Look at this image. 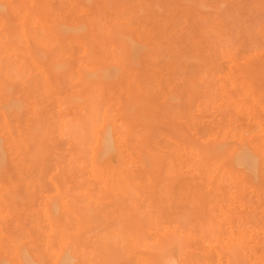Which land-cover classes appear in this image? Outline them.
I'll return each instance as SVG.
<instances>
[{
  "label": "bare ground",
  "instance_id": "1",
  "mask_svg": "<svg viewBox=\"0 0 264 264\" xmlns=\"http://www.w3.org/2000/svg\"><path fill=\"white\" fill-rule=\"evenodd\" d=\"M147 1L148 0H146L145 2L144 0L145 3H147ZM150 1L151 0L148 1L149 4L154 0H152L151 2ZM191 1H189V3ZM206 1L207 0H193V5H191L190 3V5L188 4V6H186L189 7V9L191 6L198 12L201 11L202 13H204L206 4L209 5V2L206 3ZM209 1L212 4H210L211 6L207 7H213L212 9H214V4L216 2L220 6L223 5V8L225 7L226 3L228 4V2H225L224 4L221 3L225 0H217L216 2L215 0L214 2H212L211 0ZM232 1L233 0H231L230 3H232ZM243 1L244 0H241V2H239L241 7L243 6ZM245 1L246 3L254 1L253 4L251 3L250 5H254V3H256V5L258 4L259 7H255L257 8L255 10L257 12L256 15H259L260 17L261 14L259 13L261 12L263 14L262 11H259L260 8H263L264 10L263 0ZM144 2H142L141 0L131 1V5L128 6L129 13L127 15L125 11V8L127 7L124 8L123 5H119L118 8L117 6L113 5L114 3L109 2V0H0V264H133L136 262L132 260L133 258L131 253L133 252L130 249L134 250V248L130 247H132V245L133 247H135V245H137V243L135 244V242H138L139 245V241L143 242L146 239L145 237L142 239L143 234H139V229L144 231V234L147 233L145 232L147 230L153 231V229H155L153 227L155 221L156 225L158 224V226L159 224H163V227L159 226L158 229L156 228L157 230L155 229L156 232L160 230L158 232L162 234L164 232L163 228L167 227L164 228L166 229V232L163 233V235L166 236H168L170 233L174 234L173 224L174 226H176V224H179V219H181V224H186L188 222L187 224H190L191 227L189 226L188 228L190 231L187 230L186 238L185 236L182 237L181 234L182 231L186 233V225L182 226L181 224H179L183 227V229L181 228L182 230L179 229L180 226L178 228L177 226L174 227L176 228V235L179 233V231H181L179 233L181 234L179 235V237L181 236V238H179V241L182 238H191L192 236H189L190 234L188 233H191V235L194 234V236L197 237L199 235L198 239L196 237L198 243L202 239V242H200L199 244H202L205 239L207 243L208 241L210 243V240L212 243L213 240L214 244H217L216 242H218L219 244L220 242L217 241L218 238L220 241L223 240L226 236L227 239H230L231 237L233 238V231L237 233L238 238H236V236L235 238L238 239L239 243L241 242L242 244L246 243V238L258 237V239H262L264 237V119H262V117L258 115L257 112L253 113L251 111H264V86L262 85L264 84V46H260V48L257 47V42L259 41L258 39L255 44L257 50L255 48L253 49L255 51L252 50L253 53H250V57L253 59L251 62L246 59V55H240L241 53L239 52L243 50L242 48H240V46H238L239 52L237 51V48L235 49L238 53H233L230 50L225 52L224 50L223 52L225 53L224 55H222L224 57V62L222 61V69L216 66L210 71L209 74L204 72L203 75H201L200 70H198L192 76H186L187 78L185 79V81H182L183 83H181L182 89L181 91H179L181 92V94H179L178 97L171 98L175 101H178L180 105H177V103H175V105L174 103L168 101L166 102L165 100L167 99L165 98V100L162 101V97H157V91L163 90L165 93H168V91L171 92L174 89L171 90L170 88V90H166V88H164L166 90L165 91L162 87L163 81L161 79L160 82L156 81V83H153L152 75H157V72L154 71V68L150 65L149 62L141 63L139 67H134V60L139 55L141 50L146 49L147 55L151 57V55H154L156 53L157 45L159 44L156 40L157 30H155L153 24L159 23L160 19L158 20V22L154 20L153 23V18H151L152 21L147 18L149 16L153 17L156 14L160 16L159 14L162 13L163 9H159V4L165 2H159L158 6L151 4L149 7H145L147 11L146 9H144ZM234 2H236V0ZM125 3L127 4L129 2ZM182 3L183 5L185 4L183 1H181V4ZM92 4L93 6H91ZM236 5L237 8L234 9V11H238V0ZM93 7L95 9H93ZM165 7L166 6H164V8ZM148 8L150 12L148 11ZM239 9L241 8L239 7ZM242 9L244 8L242 7ZM249 9L251 10V8ZM159 10L161 11L160 13ZM215 10L217 11V8H215L213 11L215 12ZM188 11L190 13V10ZM211 11H209V15ZM213 11L211 12L212 14L214 13ZM145 12H149V16L147 18H142V16L144 17V15L146 14ZM247 12L248 10L246 11V13ZM164 13L165 11L163 12V14ZM207 13L208 12H205L204 14ZM256 15L255 18L257 17L258 19V16ZM221 16H219L218 13L216 15L217 20ZM216 17L213 19V16H210V19L212 18V21H217ZM194 18L196 19V17ZM258 20H260V18ZM215 21L213 22V25L214 23H216ZM220 21H223V19H220ZM260 22L257 21L256 23H258L259 25ZM193 23H191L190 25L194 26ZM217 24H219L218 21ZM173 25L175 24L173 23ZM221 25L222 23H220V25L218 26L219 29L217 30H222L221 28H223V26ZM258 25L256 26L258 27ZM188 26L189 25H187V27ZM197 26L198 25H196L194 28H196ZM83 28L86 29V33L83 32L84 34L79 36L76 32ZM258 28L260 30V32H258L261 33L259 34L260 37L261 35L264 37V22L260 23V26ZM242 30L241 28L239 29V31ZM213 31L215 32V29ZM222 31L220 33H222ZM199 34L200 33H198V35ZM227 34L228 33H226V35ZM159 36H162L163 38L162 34ZM215 38H212L211 41L215 40ZM254 38L257 39L256 36H254ZM223 39L226 40V37H221V39L219 38V42H222L221 40ZM252 40L253 42H255L254 39ZM106 41L111 42L112 45L109 48L102 50L104 44H106ZM261 41L264 45V39ZM253 42L247 46L249 47L251 45L252 47L244 50L245 53L247 50L251 52L250 48H253ZM196 44L203 45L202 43ZM234 47L232 48L230 45L227 49H234ZM240 49L242 50L240 51ZM206 51L204 50V52ZM215 51L216 50H214V52ZM180 52L179 54L176 53L179 55V60H175V62L173 61L175 58H177L175 56L174 59L172 58L173 60L171 59L172 62L169 61L170 59L167 55V58L165 60H169L165 61L163 59L165 58L164 56L162 58L165 64L166 62L167 65H169V62L171 63L170 66L173 74H175L173 71H176L181 65L180 62H186L188 64L187 61L183 60L184 57L180 56ZM211 53L209 54L211 55ZM168 54L170 56V53ZM181 54L183 55V52ZM188 54L186 56V60L191 62V64H197L200 59V55L198 56V58L195 54H191L190 56ZM211 57L214 58L213 54L211 55ZM214 59L216 60L217 58ZM214 59L211 60L213 65ZM205 62L207 63L206 60ZM205 62L201 61V64H204ZM165 64L163 66H165ZM208 64L209 63L206 64V67L209 66L210 68V64ZM213 65L212 67H214ZM158 66L160 67L161 64H159ZM185 66L187 65L185 64L183 67ZM168 67L169 66H167V68ZM185 68L188 69V67ZM187 69H185V71ZM164 71L165 69H163V72ZM168 74L170 75L171 73ZM119 75L131 77V82L127 81L129 82V87L131 86V90L134 89V86L136 87L137 85H139V83L140 86L146 85L148 87L151 86L152 83V86L148 90L151 91V94H155L156 96L149 95V97L148 95H145L147 91H145L146 88H144L145 92L141 89V91L144 92L143 95H145L144 98H142L143 100L139 97V95V98L137 97V95L135 96V98L140 99V101L142 100L143 102H145L144 100H146V102L147 100L148 102L150 101L149 103L147 102V104L152 105L150 107V109L152 110H154L153 108L157 105V103H154L152 100L154 97L158 98V100L160 99L165 104L167 103V105L169 104L172 110H170V112L168 113H171L170 115L172 116L177 115L175 116V118L172 117V120H181L180 122H178V124H184V126L182 127L183 130L185 127V132L190 133L192 139L190 137V139H186L181 128H179L178 130L177 128L173 127V129H168V132L170 133L172 131L174 137H176V132L174 133L173 130H178V132L181 133L180 138H174L170 134L169 136L171 138L173 137L172 139H175L176 141L179 139L178 141H181V144L177 145V147H179H176V149L170 151V153L165 152V150H162V152H160L161 150L158 151L157 149H155L157 147L154 148L150 144L151 141H156L158 144H160L159 142H164V139H160V135L163 134H160L161 131L159 132L160 126L158 127V129L155 124L158 133L155 132L156 134H153L152 137L150 129H155L153 124L150 125L152 128H147L150 124L148 123V121V126H145L146 128L141 126L143 123H145V121H142L143 123L140 124V117L145 116L144 110H150L147 108V105L146 107L142 106L143 108H138L139 105H136L137 108L135 109L134 105L135 103L138 104V100L136 101V99H133L132 97L131 99H128L126 97L128 101L124 103L123 101H126V98L123 99L124 94L128 92L120 93L121 96L119 94V97H117L118 92H115V96L122 99H119L120 102H122V104H120L119 102H117V98H114V93L110 92L112 96H109H111V98L113 97L112 99L105 96L106 92L103 88L104 86L101 87L97 83H92V85L88 83L87 85L84 81V79L86 80L90 78H101L106 80L109 78L111 79L114 77H119ZM133 75L137 77L133 79ZM147 75L151 76L147 78L148 80L146 79ZM182 75L180 78H182ZM38 76L44 77L47 80H53L47 81L50 83H48L50 88H53L55 92L53 94V92L51 91L52 89L49 90L48 88V92L51 91L49 96L53 94L51 97H54L57 91L56 95H58L59 99V97H62L63 91H65L63 88H67V86L69 88L66 90L65 98H63L62 101H60L58 104L59 111L62 112L60 115L63 116L59 118L60 121L58 123V126L54 125L57 123L53 122L55 121L56 117L55 114L52 115V112H54L56 108L54 106L56 104L54 103V101L52 102L50 100L51 103H54V108L52 109V104L49 101L51 106H48V109L51 108L49 109V111L52 110L50 111L51 115L55 117L53 118L51 116L50 121H48L49 117H46V111L43 112V117H46L48 119H44L43 121L45 122L46 120L47 124H51L49 122H53V124H51V128H53V125L54 128H56L57 126L56 130L58 129V133H54L56 137L60 138L61 141H64L65 139V151L62 150L59 152H55L52 150L51 154H44L45 150H47L48 148L46 149L43 146H46V144L48 145V142L47 140H45L47 142L46 143L43 138L39 139L41 137V134L43 133V127L40 126V129H42L41 132V130H39V128L37 127L40 124H37L36 126V122L31 125H22V118L25 117L26 114L25 111L28 110L29 105L30 107L33 105L32 99L34 98L32 97L37 98V92H40L38 94H43V88L40 86L42 82L40 77L37 78ZM140 76H142V79ZM258 76L263 77L262 82H260L261 85L256 81ZM30 77H32V79H34L35 77V79L41 82L37 83L36 80L35 83L37 85H35L32 82L34 80L31 81L34 85V88L35 86L36 88H40L36 92L34 88L32 89L31 85L30 89H32L33 91L35 90V96L34 94L32 96L30 93H33V91L29 89L31 91L29 93L31 98L26 91L29 87H25L26 82H29ZM138 77L140 78V80H138L137 84L136 80ZM65 78H67V80H65ZM68 78L72 79V81L76 78V81L73 82V85L67 84V81L69 80ZM150 78L152 79V82H150ZM60 79L64 80H62L63 84L61 83ZM143 79L145 80L144 82H146L147 80V82L149 81V83L142 84L141 81ZM206 79H208L209 81H207ZM71 82L69 81V84ZM204 82H208V84L205 85ZM132 83L134 84L133 88ZM157 83L159 87L158 89L156 88L157 86H154V84L157 85ZM44 84L41 85L43 86ZM70 86L72 87L70 88ZM43 87H45L44 89L47 88L46 86ZM129 87L127 88V90L129 89ZM160 87L162 88L161 90ZM59 89H61L62 91H60ZM137 89L138 88L136 87L134 89L135 91H132L136 92L137 94ZM150 89L154 90L152 91ZM24 90L26 92H24ZM58 91L60 92L58 93ZM130 94L132 95V92H130L129 95ZM45 96H47V92L46 95H43V97ZM146 96H148L149 98H147ZM39 97L41 98L40 95H38V98ZM106 98L109 99L107 100ZM48 99L49 97L46 100ZM41 100L43 101L42 98ZM76 100L77 103L74 104ZM253 101L254 103H256V105H254L255 107H252L250 105V102ZM44 102L46 101L44 100ZM109 102H112V104ZM151 102H153L155 106L154 104H151ZM41 103L42 102L39 101V106L44 104ZM46 103L48 104V102ZM39 106L38 108L34 107L35 109L32 110L33 117L39 115V113L37 114V112L40 111H38V109H40ZM178 106L180 107V111L178 110ZM163 107L164 106H162L161 108ZM140 108L144 110H140ZM161 108H159V111ZM133 110L134 112L136 110L138 112L133 113ZM30 111L31 110L29 109L28 112ZM114 111H117L118 113H114ZM164 111V115L166 116V111L169 110L164 109ZM141 113L143 115L139 117ZM156 113L157 112H155V114L150 113V118H146V116L145 118L148 120L154 118L155 116L154 121L158 119V121H160L161 123L162 117L158 115L161 118H157ZM203 113H207L206 115H208L209 113L210 120H202L200 118V114ZM29 114H31V112ZM60 115L57 116L59 117ZM117 115L121 120L124 119L125 121L123 120V122H120L118 120L119 118H117ZM37 116L36 120H38L37 118L39 117ZM138 117L140 120L136 121ZM176 122L177 121H174V123L172 124H176ZM158 123L159 122H157V124ZM169 124L172 125L171 123ZM129 125L132 127V131H134V128L137 127L135 128L137 132H134H139V134L141 135L139 136V138L133 134L134 132L131 133V131L128 129L131 128ZM164 125L162 126L165 127ZM47 127L48 129H50V126H46V128ZM35 128L40 131L38 132L37 136L35 135L37 133ZM141 128H143V130ZM161 129L163 130V128ZM146 130L149 133H146ZM25 131H27V133ZM166 131L167 130L165 129V132ZM178 132L177 134H179ZM145 133L146 135H148V137L150 135L151 139L149 138V140H146V138H144ZM26 135H28L29 141L24 138L26 137ZM52 135L49 134V136ZM34 136H36V138H34ZM154 136L157 139L154 138ZM56 137L54 136L53 139L49 137V139L50 141L52 140L55 142V140L57 139ZM164 138H167V136ZM59 143L61 144L60 141ZM55 144L58 145L57 142ZM32 145L33 147H36V151L33 150V147H31ZM57 145L56 147L59 146ZM147 146L148 149L146 150L147 152H145L144 147ZM56 147H53L52 149H56ZM150 147L153 148L150 149ZM42 148H45V150H43L44 153L42 151ZM61 148H63V146ZM61 148H58L56 150H60ZM29 150L36 153L28 157L27 155L30 153ZM154 150L158 151V153H156ZM57 152L62 153L63 155L58 154ZM96 152L102 156H107L109 153L118 152L117 163L114 167L110 168V175L107 174V172L101 171L95 166L93 159ZM35 155H37L38 160H36L37 158L35 157ZM5 163H8L9 165H12L14 167L12 176V173L9 176L8 172H10V170L9 168L6 170ZM162 167L165 169L167 168L166 171H170L166 172V174L164 175L163 173L165 169L163 170ZM171 168L174 173L177 171V175L181 177H179L180 180L178 177L175 179V176L171 175ZM157 169L162 170L159 171V173H162V176L161 173H157V175L159 176L156 175V172L158 171ZM29 173L30 179L28 178ZM146 175H148V178H150V175L156 176L151 177L150 182V180L146 178ZM14 176L17 181H13ZM257 176H261L262 183L258 187H253L251 184V177ZM169 177H172L174 181ZM82 178H84L85 180ZM153 178L159 179L155 181ZM162 180H164L165 182L167 180L169 181L164 183ZM157 181L159 183H162V186H164V184L165 186L166 184L168 186H166V188L162 187L159 185V183H157ZM152 187L158 190H154V188L152 190ZM163 188H165L166 191H168L169 189V195L171 194V202L166 200L167 196L163 192H159L161 189L165 190ZM159 193H161V196ZM153 196H155L156 198H153ZM158 196L160 197L158 198ZM174 198H178L177 201H173ZM55 200H57V203L53 204ZM153 202L157 203H155L154 205ZM166 203L169 204L168 207L170 210L168 209V207H166ZM36 204H38L39 207ZM157 204L159 205V208L158 206H156ZM152 205L154 207H152ZM180 206L182 208H180ZM152 208L154 209L151 212ZM58 209L63 214H66H64L65 218L63 220L54 217ZM155 209H158L161 212ZM177 209L181 211L179 212L177 211ZM139 210H141V212H139ZM107 213H111V218H109V216H105L102 221H104L107 217L108 219H106V221H110L108 222L110 224L106 225L104 223L106 221H104V227H100V225H102L101 218L104 214ZM23 214H26L25 218L22 217ZM152 214L154 215L152 216ZM159 214H162L160 215V219L162 218L161 223L159 222ZM177 214L179 216H177ZM98 216L100 217V224L98 223L99 221L96 222ZM154 216L156 220L154 218L153 223H150L152 222V218ZM62 217L64 216L61 215V218ZM92 217H95L96 220L95 218H93V220ZM172 217L173 219H170ZM22 218L25 220L22 221ZM28 218H32L33 222ZM157 218L159 221L157 220ZM27 219L29 221H27ZM40 219L42 220V222ZM137 219H143L141 220V223L140 221H137L139 222V225L134 222ZM38 220L39 222L37 223ZM169 220L174 223L172 224V222ZM131 221L136 223V226H132L134 225V223L131 225ZM145 221L148 222L147 224H151L150 228L152 227V230L148 229L149 226L147 224V226L145 225L144 227V224H142V222L145 223ZM30 222L35 224V227L33 226V229H30L32 228L30 227V225H32ZM120 222L121 225L119 224ZM197 222L202 224L196 226ZM203 222L205 223V225L207 224L206 227ZM232 223H236V225H232L234 226V229L236 228L235 230H232ZM21 225L24 227V229L22 228L24 232L27 228L29 229H27L28 231L26 230L28 233H24L23 231H21ZM127 225L130 228H128ZM192 225L195 226V228ZM94 227L95 229L100 228L96 230L98 231L97 235H94L93 233L92 235L90 234V231L94 232ZM136 227L138 230V234L136 232ZM168 227H172L173 230L169 228L171 231L169 232ZM143 228H146V230H144ZM184 228H186L185 231ZM123 229L128 232L127 234H130V230L134 231V233L136 232V234L134 235L136 237L137 235H139V237L137 238H140V240L136 239V237L132 234L133 232H131L132 235L130 234V237L125 233V230L123 231ZM205 229L207 234L204 232ZM82 230L84 233L82 232ZM80 231L82 232V234ZM85 232H88L89 234H86ZM167 232L168 235L165 234ZM202 233L204 234V237ZM153 234V232L149 233V236L151 237L153 236ZM146 235H148V233ZM224 235L226 236L223 237ZM126 236H129L131 240ZM175 236H170V238L173 239L175 238ZM220 236H222L223 238ZM134 237L137 241H134ZM164 237L165 236H163L162 238L158 237L157 240H159V242L163 244V239L165 244H157V247L154 246V248H152L151 246V244H153V241L150 243V245L148 244L151 240H155L156 238L152 239L151 237L149 238V240H145L150 248L154 249V251H158L157 253L159 256L155 257V259L157 260L154 261V258L150 260V262L153 264H166V256L169 255L168 253L173 252L171 250L172 242H168V239H170L168 238L169 236L166 237L167 239ZM214 238L217 239L215 240L216 242H214ZM165 239L167 240V243ZM175 239H177V236ZM174 241L175 240L173 239V242ZM224 241L225 240L222 241L223 244ZM229 241L231 242V240ZM256 242L258 243L259 241L257 240L254 242L253 245H255V248H257ZM177 243V249H179V244ZM198 243L196 244L198 245ZM207 243L204 244L207 245ZM237 243L235 244L237 245ZM260 243L262 242H259V245L263 247V245ZM126 244L130 245V247L126 246ZM142 244L144 246V243ZM204 244H202V246L196 245L195 247H200L201 250H203V248L205 250L208 249L209 247L205 246ZM180 245L184 246L182 245V243ZM187 245L188 243H185L184 247H187ZM260 246L257 249H259ZM200 248L196 250L199 251ZM255 248V254L259 251H264V247L263 250H261L262 248H260V250H257ZM247 249L245 248V251L248 252ZM142 250L143 249H141V251ZM151 251L146 249L144 253ZM181 251L182 249L180 250V252ZM142 253L143 252L140 253V251L138 253L139 256H137V258L139 257L141 259H139L140 261L137 262V264L144 260L148 261V258L142 259V257H140V254ZM196 253H198L199 260L196 255H192L189 257H187L188 255H186V259L188 260L183 259L182 262L184 264H188V262L192 264L191 262L197 259L196 262L194 261V264H199L201 262V259H206L207 264L208 260L209 262L211 261L212 264H214L219 260L216 259L217 261H215L214 256L210 255L211 253H213L215 257H217L216 253L212 251V248L211 252L209 250V254L207 253V258L203 256L204 254H202L201 251V255L199 254V252ZM234 254L235 253L233 252V255ZM174 255L176 254H173V256ZM182 255L183 254H181L180 256ZM229 255L230 254H228L227 256L231 258V256ZM238 255H235V257ZM178 256L179 255L175 256L174 258L172 257L173 260L170 257L171 262L175 261L176 257L178 260ZM211 256L213 257L211 258ZM133 257L135 259V256ZM224 259L226 258H224L223 256L222 263L224 262ZM232 259H234V257ZM253 259L256 262L255 264L261 263H259L260 260L257 262L258 259H256V257ZM150 262L148 261V263L146 264H149ZM175 262L174 264H178L177 262ZM219 263L220 262H217V264Z\"/></svg>",
  "mask_w": 264,
  "mask_h": 264
},
{
  "label": "rangeland",
  "instance_id": "2",
  "mask_svg": "<svg viewBox=\"0 0 264 264\" xmlns=\"http://www.w3.org/2000/svg\"><path fill=\"white\" fill-rule=\"evenodd\" d=\"M131 1H133V0H109V2H111V3H114L113 5L114 6H117L118 8H119V5H123V7L125 8V7H127V8H125V11H126V13H127V15H128V13H129V7L128 6H130L131 4ZM142 2H144V0H141ZM149 1V0H148ZM148 1H147V3H145L146 2V0H145V4H144V9H146L147 8V6L149 7L151 4H153V5H157L158 6V3L159 2H161V1H164L165 3H160L159 5V9L160 10H162V13L161 14H159L161 11L159 10V15L161 16H158L157 14L155 15V16H149V8H148V11L149 12H145L146 14L144 15V17L142 16V18H147L148 16V18L147 19H150L151 21H152V19L151 18H153V23H154V20H156L157 22H158V20L160 21L159 23H161V24H159V23H157V24H153V26H154V28H155V30H157L156 31V40H157V43H159L158 45H157V51H156V53L154 54V55H151V57L149 56V55H147V50L146 49H143V50H141L140 51V53H139V55L136 57V59L134 60V67H139V65L141 64V63H146V62H149L150 63V65L154 68V71H156L157 72V75H152V77H153V83H156V81H158V82H160L161 80L163 81V84H162V82H161V84H162V87H163V89L164 88H166V90L167 89H169L170 90V88H171V90L172 89H174V90H172L171 92H169L168 91V93L166 92H164L163 90H161L162 88L160 87V90L161 91H157V97H159V98H161L162 97V101H164L165 99H167V100H165L166 102L168 101V102H172V103H177V105H180L179 103H178V101H175L174 99H171V98H175V97H178V95L179 94H181V92H179V91H181V86H182V84L181 83H183L184 81H185V79L187 78L186 76H189V75H193L194 73H196L198 70H200V73H201V75H203V73L205 72V73H207V74H209L210 73V71L213 69V68H215L216 66L218 67V68H221L222 69V66H223V60H224V57L222 56V55H224V53L226 52V51H232L233 53H238L239 51V47L238 46H240V48H242V49H240V51L242 50L243 52H244V50H246V49H249V47H252L251 45L249 46V47H247L250 43H252L253 42V40L252 39H256V38H254V36H256L257 37V39L255 40V42H253V48L251 49L250 48V51L251 52H249L248 50V52L246 51V53H248V54H246L245 52L243 53L242 51L241 52H239V53H241L240 55L242 56V54L243 55H246L245 57H246V59L249 61V62H251L253 59L250 57V53L252 54L253 52H252V50L253 49H255L256 48V42H257V40L259 39V41L257 42V44L259 45H257V47H259L260 48V46H264L263 45V42L261 41V40H263L264 39V37L261 35V37H260V35L259 34H261V33H259L260 32V30H259V26H260V23H262V22H264V10H263V8H260L259 9V11H262L263 12V14L260 12L259 14H261V16L259 17V15H256L257 14V12L255 11L257 8H255L256 6H258V4L256 5V3H254V5H250L251 3L253 4V2L254 1H252V2H250V3H246V1L244 0L243 2H245V3H243L242 2V4H243V8L245 9H242V7L240 6V3L239 2H241V0H238V11H234V9H236L237 8V5H236V3H237V0H236V2H234L235 0H233L232 1V3H230V1L231 0H223L224 2H221V3H225V2H228V4L226 5L225 4V9L223 8V5H219L216 1L217 0H215V4H216V7H215V4H214V9L215 8H217V11L215 10V12L213 11L214 9H212V8H209V7H207V6H211L210 4H212L209 0H207L206 1V3L207 2H209L208 4L209 5H207L206 4V9L204 8V13L205 12H208L207 14H204V13H202L201 11V13L200 12H198L197 10H195L194 8H192L191 6H190V9H189V7H187L188 6V4L190 5V3H191V5H193V0L191 1V0H154V1H150L151 3L149 4L148 3ZM181 1H183L185 4L183 5V3L181 4ZM189 1H191L190 3H189ZM195 1V0H194ZM212 2H214V0H211ZM221 1V0H220ZM260 1H262V0H260ZM264 1V0H263ZM119 2V3H118ZM125 2H129V3H125ZM154 2V3H153ZM187 2V3H186ZM219 2V1H218ZM247 2H249V1H247ZM121 3V4H120ZM259 3V2H258ZM124 4H126V5H124ZM129 4V5H128ZM165 4V5H164ZM218 4V5H217ZM187 5V6H186ZM91 6H93V4L91 5ZM164 6H166L165 8H164ZM213 6V5H212ZM218 6H219V8H218ZM227 6V7H226ZM250 6V7H249ZM146 7V8H145ZM162 7V8H161ZM239 7L241 8V9H239ZM247 7V8H246ZM259 7V6H258ZM192 8V9H191ZM249 8H251V10L249 9ZM93 9H95L94 7H93ZM127 9V10H126ZM167 9V10H166ZM210 9V10H209ZM211 9H212V11L214 12L213 14L211 13L212 11H211ZM221 9H223V10H221ZM254 9V10H253ZM184 10V11H183ZM188 10H190V13H189V11ZM207 10H209V11H211L210 12V15H209V11H207ZM248 10V12L246 13V11ZM128 11V12H127ZM146 11H147V9H146ZM165 11V13L163 14V12ZM203 11V10H202ZM231 11V12H230ZM234 11V12H233ZM244 11H245V13H244ZM251 11H253V12H251ZM219 13V16H221L220 18H218V20H217V17H216V15ZM217 13V14H216ZM233 13V14H232ZM184 14H185V16H184ZM216 14V15H215ZM176 15V16H175ZM255 15L256 16H258V19L260 18V20H258L257 19V17L255 18ZM263 15V16H262ZM172 16V17H171ZM183 16V17H182ZM210 16L212 17L213 16V19L216 17V20L218 21V23L219 24H217V21H215L216 23H214V25H213V22L214 21H212L211 19H210ZM238 16V17H237ZM168 17V18H167ZM175 17V18H174ZM193 17V18H192ZM194 17H196V19L194 18ZM198 17H200V18H198ZM204 17V18H203ZM261 17H263V18H261ZM188 18V19H187ZM192 18V19H191ZM166 19H169V20H166ZM175 19V20H174ZM201 19V20H200ZM204 19H205V21H204ZM220 19H223V21H225V22H223V21H220ZM256 19H257V21H261L260 23H259V25H258V23H256L257 21H256ZM262 19V20H261ZM142 20H145V19H142ZM149 20V21H150ZM182 20V21H181ZM145 21H148V20H145ZM162 21H164V22H162ZM184 21V22H183ZM188 21V22H187ZM191 21V22H190ZM202 21H203V23H202ZM256 21V22H255ZM193 22H195V23H193ZM196 22H197V24H196ZM206 22V23H205ZM255 22V23H254ZM164 23V24H163ZM170 23V24H169ZM173 23L175 24V25H173ZM181 23V24H180ZM188 23V24H187ZM191 23H193V25L194 26H191L190 24ZM200 23V24H199ZM220 23H222V25L221 26H223V28H221V26H220V28L223 30H221L222 31V33H220L221 31H219V30H217V29H219L218 28V26L220 25ZM224 24V25H223ZM187 25H189L188 27H187ZM196 25H198L196 28H194ZM208 25V26H207ZM256 25H258V27L256 26ZM199 26H200V28H199ZM203 28H202V27ZM207 26V27H206ZM212 26V27H211ZM216 26V27H215ZM240 26H242V27H240ZM244 26V27H243ZM256 26V27H255ZM163 27V28H162ZM227 27V28H226ZM254 27V28H253ZM169 28H170V30H169ZM181 28V29H180ZM198 28H199V30H198ZM209 28V29H208ZM212 28V29H211ZM241 28V30L242 31H239V29ZM179 29V30H178ZM195 29H197V30H195ZM204 29H205V31H204ZM215 29V32L213 31ZM225 29H226V32H225ZM81 30H84V31H81ZM167 30V31H166ZM246 30V31H245ZM254 30H257V31H254ZM197 31V32H196ZM199 31V32H198ZM218 31V32H217ZM228 31V32H227ZM239 31V32H238ZM245 31V32H244ZM259 31V32H258ZM86 33V29L85 28H83V29H80V30H78V32H76L79 36H81V35H83L84 33ZM195 32V33H194ZM225 32V33H224ZM242 32V33H241ZM244 32V33H243ZM258 32V33H257ZM163 35V38H162V36H159V35H161V34ZM167 33H168V35H167ZM198 33H200L199 35H198ZM202 33V34H201ZM207 33V34H206ZM226 33H228L227 35H226ZM252 33V34H251ZM188 34V35H187ZM192 34V35H191ZM77 35V36H78ZM177 35H178V37H177ZM181 35V36H180ZM229 35V36H228ZM204 36H206V37H204ZM208 36V37H207ZM212 36H215V37H212ZM170 37V38H169ZM173 37V38H172ZM180 37V38H179ZM184 37V38H183ZM203 37V38H202ZM221 37L222 38H225L226 37V40H221L222 42H219V38L221 39ZM205 38V39H204ZM212 38L214 39L215 38V40H213V41H211L212 40ZM231 38V39H230ZM262 38V39H261ZM190 39V40H189ZM208 39V40H207ZM231 40V41H230ZM229 41H230V43H229ZM191 42V43H190ZM198 43V44H200V43H202L203 45H197L196 43ZM210 42V43H209ZM217 42V43H216ZM224 42V43H223ZM228 42V43H227ZM210 45H209V44ZM240 43V44H239ZM262 43V44H261ZM108 44H109V46H108ZM164 44V45H163ZM184 44V45H183ZM219 44V45H218ZM224 44V45H223ZM112 45V43L111 42H109V41H106V44H104V46H103V48H102V50H105L106 48H109L110 46ZM206 45V46H205ZM219 47H218V46ZM222 47H221V46ZM227 45V46H226ZM231 45V47L233 48L234 46V49H231V48H229V49H227L229 46ZM197 46H198V48H197ZM202 46V47H201ZM160 47H162V48H160ZM246 47V48H245ZM158 48H159V50H158ZM163 48H165V49H163ZM206 48V49H205ZM211 48H212V53H211ZM237 48V51L235 50ZM258 48V49H259ZM262 48V47H261ZM162 49V50H161ZM185 49V50H184ZM201 49H202V51H201ZM146 50V51H145ZM164 50V51H163ZM168 52H167V51ZM178 50H179V52H180V50H181V52H180V56H182V57H184V59L183 60H185V61H187L188 62V64L185 62H180L181 63V65L178 67V69L176 70V71H173L175 74H173L172 73V69H171V66H170V62H172V60L174 59V56L175 57H177V58H175L173 61L175 62V60L177 61V60H179L178 59V57H179V52H178ZM188 50H189V52H188ZM204 50L206 51V52H204ZM214 50H216L215 52H214ZM221 52H220V51ZM225 50V52H223ZM235 50V51H234ZM256 50H257V48H256ZM160 51V52H159ZM171 51V52H170ZM177 51V52H176ZM185 51V52H184ZM253 51H255V50H253ZM178 53V54H176V53ZM183 52V55L181 54ZM160 53V54H159ZM168 53H170V56H169V54ZM186 53V54H185ZM189 53V54H188ZM209 53H211V55L213 54V57L214 58H217L216 60L214 59V58H212L211 57V55L209 54ZM216 53H218V54H216ZM220 53V54H219ZM223 53V54H222ZM162 54V55H161ZM164 54V55H163ZM187 54L190 56L191 54H195V55H197V57L199 56L200 57V59H201V61H204L205 62V60L207 61V63H209L210 64V68H209V64L207 65L208 67H206V64L204 63H202L201 64V61H200V59H199V61H198V63L197 64H191V62H189L188 60H186L187 59ZM204 54V55H203ZM155 55H157V56H155ZM159 55V56H158ZM169 57V59H167V60H169L168 62V64L169 65H167V62H166V64L163 62L166 58H167V56ZM173 55V56H172ZM185 55V56H184ZM208 55V56H207ZM214 55H216V56H214ZM219 55V56H218ZM163 56L165 57V58H163ZM188 56V57H189ZM252 56V55H251ZM171 57V58H170ZM198 57V58H199ZM208 57V58H207ZM162 58L164 59V60H162ZM173 58V59H172ZM204 58V59H203ZM209 60V62H208V60ZM172 59V60H171ZM212 59H214L213 61H214V65L212 64ZM167 60H165V61H167ZM182 60V59H181ZM180 60V61H181ZM182 60V61H183ZM218 60V61H217ZM142 61H144V62H142ZM223 61V62H222ZM158 64H157V63ZM163 62V63H162ZM216 62H217V65H216ZM190 63V64H189ZM159 64H161V68L158 66ZM165 64V66H163ZM187 65V66H185V67H188V69L187 68H185V67H183L184 65ZM214 66V67H212V65ZM183 65V66H182ZM199 65V66H198ZM163 66V67H162ZM167 66H169L168 68H167ZM202 66V67H201ZM182 68V69H181ZM184 68V69H183ZM200 68H202V69H200ZM157 69H159V70H157ZM163 69H165V73L163 72ZM185 69H187L186 71H185ZM205 69H206V71H205ZM181 70H182V72H181ZM162 71V72H161ZM167 72V73H166ZM179 72H181V73H179ZM168 73H171L170 75L168 74ZM184 73V74H183ZM160 74H163V75H160ZM165 74H167V75H165ZM183 74V75H182ZM178 75H180V76H178ZM181 75H182V78H180L181 77ZM168 76V77H167ZM174 76V77H173ZM206 76V75H205ZM40 76H38L37 78H39ZM133 77V79H135L137 76H132ZM141 77V79H142V76H140ZM149 77H151L150 75L148 76L147 75V77H146V79L147 78H149ZM207 77V76H206ZM70 78H72V77H70ZM70 78H68L69 80L67 81V84L68 85H73L74 83L73 82H75L76 81V78L75 79H73V81H72V79H70ZM115 78H117V79H115ZM125 78V79H124ZM156 80H155V79ZM208 78V77H207ZM263 77H259L258 76V78L256 79V81L257 82H259V84L261 85V83L260 82H262V79ZM28 79V78H27ZM30 80H29V82H26V85H25V87L27 86V87H29L28 88V90H26V88H25V90L27 91V93L29 94L31 91L30 90H32L33 88H34V85L33 84H35V85H37L36 83H35V81L37 80V79H35V77H34V79H32V77H30L29 78ZM40 79H41V82L40 81H38L37 80V83L38 82H40L41 84H44L43 86H46L47 88L46 89H44L45 87H43L41 84H40V86L43 88V94H38V93H40V92H37V90L38 89H40L38 86V88H36V86H35V90H36V92H37V98H35V97H32V98H34V99H32V101H33V105L30 107V105H29V107H28V110H26L25 111V117H26V119H25V117H21L22 118V125H31V124H34L35 122H36V126H37V124H40L39 126H37L38 128H39V130H41V132H42V129H40V126L41 127H43V135L41 134V137H40V134H39V139H41V138H43L44 139V141L45 140H47V142H48V145L46 144V146H43V147H45L47 150H45V148H42V151L43 150H45V153H44V151H43V153L44 154H51V151L53 150V151H65L64 150V143H65V139H64V141L62 142L61 141V139L60 138H58V137H56V135L54 134V133H56L57 132V130H56V128H57V126L59 125L58 123H59V121H60V119L59 118H61V117H63L62 115H60L62 112L61 111H59V107H58V104H59V102L60 101H62V99L63 98H65V95H66V90L67 89H69L68 88V86H67V88H63L65 91H63V93H62V97H59V99H58V95H56L57 94V91H56V94L54 95V97H51L55 92H54V90H53V88H50V86H49V82H47V81H53V80H47V79H45L44 77H40ZM39 79V80H40ZM64 79V78H63ZM62 79V80H63ZM95 79V80H94ZM110 79V78H109ZM109 79H101V78H90V79H84V81H85V84H87L88 85V83L89 84H91L92 85V83H97L99 86H101V87H103L104 89H105V92H106V94H105V96H107V97H109V98H111V94H110V92L111 93H114L113 94V96H114V98L116 97L115 96V92H118L117 93V97H119V94L120 93H126V92H128V93H126V94H124V98L123 99H125L126 97L128 98V99H131V97L133 98V99H136V101H137V103L138 104H136L135 103V105H134V107H135V109L137 108V106H138V108L139 107H146V105H147V108L148 109H150V107L152 106V105H150V104H147V102H148V100H147V102H146V100H144L145 102H143L142 100V98H144V96L145 95H155V94H151V91H149L148 89L152 86V83H151V86H146V85H142V86H140V83H139V85H137L136 87L139 89H137V94H136V92H133V91H135L134 89L136 88L135 86H134V84L132 85V88H133V86H134V89H130V87H129V82H131V77L130 76H123V75H119V77H114V78H111L110 80ZM123 79V80H122ZM161 79V80H160ZM183 79V80H182ZM32 80H34V81H32ZM43 80V81H42ZM61 80V79H60ZM59 80V81H60ZM62 80H61V83L63 84V82H62ZM65 80H67V78H65ZM93 80V81H92ZM109 80V81H108ZM138 80H140V78L138 77L137 78V80H136V82H137V84H138ZM148 80V79H147ZM147 80H146V82H144L145 80L143 79L142 81H141V83L142 84H146V83H149V81L147 82ZM207 81H209L208 79H206ZM33 82V84H32V82ZM58 81V80H57ZM64 81V80H63ZM69 81L71 82L70 84H69ZM105 81V82H104ZM124 81H126V82H124ZM127 81H129V82H127ZM132 81H135V80H132ZM183 81V82H182ZM264 81V80H263ZM87 82V83H86ZM111 82V83H110ZM124 82V83H123ZM150 82H152V79L150 78ZM176 82V83H175ZM49 83V84H48ZM65 83V82H64ZM126 83V84H125ZM66 84V83H65ZM120 84V85H119ZM204 84L206 85V84H208V82H204ZM31 85H32V89H30L31 88ZM147 85H150V84H147ZM263 86H264V84H262ZM154 86H157L156 88L158 89L159 87H158V83H157V85H155L154 84ZM173 88H172V87ZM178 86V87H177ZM62 87H63V85H62ZM65 87H66V85H65ZM72 86H70V88H71ZM107 87V88H106ZM117 87V88H116ZM126 87V88H125ZM129 87V89L127 90V88ZM48 88H49V90L50 89H52L51 91L53 92V94L52 95H50L49 96V94H50V92L51 91H49L48 92ZM59 88H60V85H59ZM75 88V87H74ZM144 88H146L145 89V91H147L146 93H145V95H143V93L145 92L144 91ZM30 89V90H29ZM62 89V88H61ZM61 89H59L60 91H62ZM111 89V90H110ZM117 89H119V90H117ZM141 89L144 91V92H142L141 91ZM156 89V90H157ZM24 90V92H26ZM35 90L33 91V93H30L32 96H33V94H34V96H35ZM108 90V91H107ZM150 90H154V89H150ZM165 90V89H164ZM165 90V91H166ZM29 91V92H28ZM45 91V92H44ZM60 91H58V93L60 92ZM124 91V92H123ZM132 92V95L130 94L129 95V93L130 92ZM149 91V92H148ZM46 92H47V96H45V97H43V95H46ZM26 93V94H27ZM45 93V94H44ZM134 93V94H133ZM150 93V94H149ZM152 93H154V92H152ZM165 93V94H164ZM172 93V94H171ZM30 94H29V97H30ZM38 95H40L41 96V98L43 99V101L41 100V98L39 97L38 98ZM61 95V94H60ZM59 95V96H60ZM109 95H111V96H109ZM137 95V97H138V95H139V97L142 99L141 101H140V99H137V98H135V96ZM168 95V96H167ZM120 96H121V94H120ZM129 96V97H128ZM148 96H146L147 98H149ZM152 96V97H153ZM156 96V95H155ZM166 96V97H165ZM49 97V99L48 100H46L47 98ZM50 97H51V99H50ZM116 97V98H117ZM122 97H123V95H122ZM138 97V98H139ZM31 98V97H30ZM30 98H29V100H30ZM45 98V99H44ZM53 98V99H52ZM61 98V99H60ZM108 98V99H109ZM113 98V97H112ZM111 98V99H112ZM126 98V101H123L124 103L125 102H127L128 101V99ZM146 98V99H147ZM165 98V99H164ZM38 100V102H37V100ZM104 99H105V97H104ZM107 99V98H106ZM107 99V100H108ZM119 99H121V98H117V102H119L120 104H122V102H120V100ZM44 100L46 101V102H48V104L46 103V102H44ZM53 102L54 101V103H56L55 105H54V103H51V101ZM115 100V99H114ZM122 100V99H121ZM153 102L154 103H157V105H156V107H152L154 110H152V109H150L149 111L148 110H144V109H142V108H140V110L142 109V110H144V113H145V116H146V118H150L149 116L151 115V114H155V112H157L156 113V117L157 118H161L162 117V119H161V123H160V121H158V119L156 120V121H154L155 119V116L154 115H152V116H154V118H152V119H146L145 118V116H143V117H140V116H142L143 114L141 113V115H139V117L141 118V120L139 119V117L136 119V121L137 120H140V124H142L143 122L142 121H145V123H143V124H145V125H141V126H143V127H145L146 125L148 126V123H150L149 124V126L147 127V128H149V127H151L150 125L151 124H153V126H154V130H153V128L152 129H150L151 130V136L154 134H156V133H158L157 131V128L160 126V130H159V132H160V134L161 133H163L162 135H160V139L162 140V139H164V142L162 143V142H159L160 144H158L156 141H151V144L150 145H152L154 148L155 147H157V148H155V149H157L158 151L159 150H161L160 152H162V150H165V152H169L170 153V151H172V150H174V149H176V147H177V145H180L181 144V141H176L175 139H172L173 137H174V135H173V133H172V131L169 133L168 132V129L170 130V129H173V127L174 128H177L178 130H179V128H181L182 129V132H183V134H184V137L187 139H192V136H191V134L190 133H188V132H185V127H184V130H183V126H184V124L182 125V123H179L178 124V122H180L181 120H179V119H177V117H176V119L177 120H172V117L173 118H175V116H177V115H175V116H172V115H170L171 113H168V112H170V110H172L171 109V106H169V104L167 105V103L165 104L164 102H162L160 99L158 100V98H156V97H154L153 99ZM31 101V102H32ZM39 101L40 102H42V103H44V104H40L41 106H39ZM49 101H50V103L52 104V106H51V104L49 103ZM113 101V100H112ZM36 102H37V104H38V106L40 107V109H38V111L39 112H37V114L39 113V117L37 118L38 120H36V116L35 117H33V111L32 110H34L35 108L34 107H36V108H38V106H37V104H36ZM115 102V101H114ZM141 102V103H140ZM150 102V101H149ZM148 102V103H149ZM153 102H151V104H154ZM180 102V101H179ZM35 103V104H34ZM77 103V100L74 102V104H76ZM109 103H111L112 104V102H109ZM116 103V102H115ZM144 103H145V106H144ZM172 103H171V105H172ZM119 104V105H120ZM142 104V105H141ZM173 104V105H174ZM36 105V106H35ZM44 105V106H43ZM56 107L55 108V111L54 112H52L53 114L52 115H56V117H55V121H53L54 119V117L51 115V112L50 111H52V110H50L49 111V109H51V108H49L48 109V106H51L52 107V109L54 108V106ZM137 105V106H136ZM176 105V104H175ZM250 105L252 106V107H255L254 105H256V103H254V101L253 102H250ZM43 106V107H42ZM149 106V107H148ZM154 106H155V104H154ZM159 106V107H158ZM162 106H164L163 108H161ZM41 107H42V109H41ZM173 107V106H172ZM179 107V106H178ZM159 108H161L160 109V111H159ZM29 109L31 110L30 112H31V114H29L30 112H28L29 111ZM134 109V110H135ZM146 109V108H145ZM163 109V110H162ZM164 109L166 110H169V111H166L167 113H166V116L164 115L165 114V111H164ZM134 110H133V113H136V112H138L137 110L134 112ZM174 110V109H173ZM178 110L180 111V107L178 108ZM254 110H255V108H254ZM44 111H46V113L47 114H45L46 115V117H49L48 119L46 118V117H43V112ZM148 111V112H147ZM152 111V112H151ZM253 113H258V115H260L261 117H262V119H264V111L263 112H261V111H259V110H255V112L253 111V110H251ZM118 113L117 111H114V113ZM159 112V113H158ZM58 113V114H57ZM151 113V114H150ZM173 113V112H172ZM176 113V112H175ZM177 113H178V111H177ZM176 113V114H177ZM27 114H29V115H27ZM149 114V115H148ZM203 114H205V113H203ZM203 114H200V115H198V116H200V118L202 119V120H210V114L208 113V115H203ZM57 115H60L59 117L57 116ZM158 115H160V116H158ZM168 115V116H167ZM53 117L52 119L53 120H51V121H53L54 123H57V124H54V125H57L56 126V128H54V125H53V128H51L52 127V125L51 124H53V122H49V123H51V124H47V121L46 120H48V121H50V117ZM180 116V115H179ZM58 117V118H57ZM70 117H71V115H70ZM70 117H68V118H70ZM168 117H170V118H168ZM208 117H209V119H208ZM57 118V119H56ZM117 118H119L118 120L121 122H123V120H121L120 119V117H118V115H117ZM181 118V117H180ZM34 119H35V121H34ZM44 119H46L45 120V122L43 121ZM21 120V119H20ZM29 120V121H28ZM58 122H57V121ZM117 120V119H116ZM117 120V121H118ZM179 120V121H178ZM38 121H40V122H38ZM118 121V122H119ZM125 121V120H124ZM135 121V122H136ZM147 121H148V123H147ZM149 121H151V122H153V123H151V122H149ZM165 121V122H164ZM174 121H177L176 122V124H172V123H174ZM134 122V123H135ZM157 122H159L158 124H157ZM245 122V121H244ZM169 123H171L172 125H170ZM47 124V125H46ZM132 124V123H131ZM130 124V125H131ZM139 124V125H140ZM155 124H156V127H155ZM165 124V125H164ZM168 124V125H167ZM129 125V126H130ZM137 125V124H136ZM162 125H164L165 127H163ZM167 125V126H166ZM174 125V126H173ZM46 126H50L49 128L50 129H48V127L46 128ZM132 126V125H131ZM130 126V127H131ZM172 126V127H171ZM171 127V128H170ZM135 128H137V127H135ZM134 128V131L135 132H137L136 131V129ZM146 128V127H145ZM144 128V129H145ZM161 128H163V130L161 129ZM51 129H52V131H51ZM130 131H131V133H133L134 131H132V127L131 128H128ZM140 129V128H139ZM142 130H143V128H141ZM159 129V128H158ZM165 129L167 130L166 132H165ZM35 130L37 131V133L35 134L36 136L38 135V132H40L39 130H37V128H35ZM55 130V131H54ZM176 130V129H175ZM178 130L177 131H174L173 130V132L175 133V136L176 137H174V138H180V134L181 133H179L178 132ZM35 131V132H36ZM164 131V132H163ZM26 133H27V131H25ZM24 132V133H25ZM50 132V133H49ZM133 133L136 137H138L139 138V136H141L140 134H139V132L138 133ZM146 133L148 132L147 130L145 131ZM153 132V133H152ZM156 132V133H155ZM168 132V133H167ZM177 132L179 133V134H177ZM25 133V134H26ZM52 133H53V135H52ZM58 133V132H57ZM146 133H145V137L144 138H146V140H149V138H150V135H149V137H148V135H146ZM149 133V132H148ZM168 135H167V134ZM49 134L50 135H52V136H49ZM143 134V133H142ZM169 134L171 135V136H173L172 138L169 136ZM177 134V135H176ZM58 135V134H57ZM179 135V136H178ZM187 135V136H186ZM36 136H34V138H36ZM54 136L57 138L56 140H55V142L54 141H50V139H49V137H51L52 139L54 138ZM157 136V135H156ZM167 136V138H164V137H166ZM153 137V136H152ZM190 137V138H189ZM24 138H26V140L27 141H29V138H28V135H26V137H24ZM32 138V137H31ZM38 138V137H37ZM154 138H156L155 136H154ZM158 138H159V135H158ZM151 139V138H150ZM157 139V138H156ZM155 139V140H156ZM34 140H36V139H34ZM61 142V144L59 143V141ZM153 140V139H152ZM46 142V141H45ZM46 142V143H47ZM55 144L56 142L58 143V145L57 144H55V146H54V144ZM147 142V141H146ZM53 144V145H52ZM63 144V145H62ZM146 144V143H145ZM148 144V143H147ZM163 144H165V145H163ZM167 144V145H166ZM51 145H52V147H51ZM56 145L58 146V147H56ZM63 146V148H61L62 146ZM164 146V147H163ZM168 146V147H167ZM31 147H33V145L31 146ZM35 147V146H34ZM33 147V150H35L36 151V147L34 148ZM53 147H56V149H58V148H61L60 150H56V149H52ZM153 147H150V149L151 148H153ZM170 147H172V148H170ZM179 147V146H178ZM177 147V148H178ZM145 148V149H144ZM143 149L145 150V152H147L146 150L148 149V146L147 147H144ZM65 149H66V146H65ZM149 149V150H150ZM167 149V150H166ZM32 150V149H31ZM31 150H29L30 151V153L27 155L28 157H30L32 154H35L34 153V151H31ZM151 151V150H150ZM149 151V152H150ZM156 153H158V151H156V150H154ZM32 152V153H31ZM47 152V153H46ZM50 152V153H49ZM57 152V153H58ZM154 152V153H155ZM64 153V152H63ZM153 153V152H152ZM155 153V154H156ZM58 154H62V153H58ZM63 155V154H62ZM26 157V156H25ZM33 157V156H32ZM35 157L37 158V155H35ZM101 157H102V159H101ZM117 157H118V152H115V153H109L107 156H102V155H100L99 153H95L94 154V159H93V161H94V164H95V166L97 167V168H99L101 171H103V172H107V174H111V169L110 168H112V167H114L115 166V164L117 163ZM167 157V156H166ZM169 157V156H168ZM98 158V159H97ZM26 159V158H25ZM36 160H38V158L36 159ZM166 161V160H165ZM165 161H164V163H165ZM47 163V162H46ZM78 164V163H77ZM164 165V164H163ZM163 165H161V166H163ZM5 167H6V170L9 168V170H10V172H8L9 173V176H10V174H11V176L13 175V166L12 165H9L8 163H5ZM47 167V166H46ZM163 167H165V166H163ZM162 167V168H163ZM11 168V169H10ZM161 168V169H162ZM77 169V168H76ZM161 169H157L158 171L156 172V175H157V173L158 174H160L159 173V171L161 170ZM165 168H163V170H164ZM167 169V168H166ZM166 169L164 170V175L166 174V172H168V171H170V170H168V171H166ZM174 169V168H173ZM162 171V170H161ZM171 175L172 176H175V179L178 177H180L179 175H177L178 173H174V171L172 170V168H171ZM155 172V171H154ZM172 173H174V174H172ZM151 174H153V173H151ZM169 174V173H168ZM148 175H149V173H148ZM148 175H146V178H148ZM155 175V176H156ZM170 175V176H171ZM154 176V175H153ZM152 175H150V178L151 177H153ZM154 176V177H155ZM157 176H159V175H157ZM161 176H162V173H161ZM167 176H169V175H167ZM23 177V176H22ZM30 177V173H29V176H28V178ZM10 178H12V177H10ZM27 178V177H26ZM150 178H148L149 180H150ZM169 178H171L172 179V177H169ZM181 178V177H180ZM180 178H179V180H180ZM252 179H251V184H252V186L253 187H258L259 185H261V183H262V178H261V176H257V177H251ZM14 180L13 181H17L16 179H17V175H16V179H15V176H14V178H13ZM30 179V178H29ZM82 179H84V178H82ZM154 179V178H153ZM152 179V180H153ZM159 178H156V179H154L155 181L156 180H158ZM28 180V179H27ZM85 180V179H84ZM153 180V181H154ZM164 180H165V178H164ZM164 180H162L164 183H166L167 181H169V180H167L166 182L164 181ZM173 180V179H172ZM179 180H178V182H179ZM44 181V180H43ZM160 181H161V178H160ZM174 181V180H173ZM150 182H151V180H150ZM175 182H176V180H175ZM43 183V182H42ZM154 183V182H153ZM157 183H159L158 181H157ZM163 183V184H164ZM169 183V182H168ZM170 183H171V181H170ZM44 184H45V182H44ZM174 184V183H173ZM159 185L160 186H162V183H159ZM156 186V185H155ZM157 186H158V184H157ZM156 186V187H157ZM166 186H168L167 184H166ZM166 186H165V184H164V186H162V187H165L166 188ZM174 187V186H173ZM176 187V186H175ZM153 188L154 187H152V190H153ZM165 188H163V189H165ZM171 188V187H170ZM174 189V188H173ZM151 190V191H152ZM154 190H158V189H155L154 188ZM160 190V189H159ZM176 190H177V188H176ZM171 191V190H170ZM158 192V191H157ZM159 192H163L166 196H167V198H166V200L167 201H169V202H171V199H170V196H171V194L169 195V189H168V191H166V189L165 190H160ZM175 192V191H174ZM173 192V193H174ZM153 193H155V192H153ZM172 193V192H171ZM177 193H178V191H177ZM160 194V196H161V193H159ZM158 194V195H159ZM175 195V194H174ZM156 196H157V194H156ZM160 196H158V198L160 197ZM165 196V197H166ZM179 196H180V194H179ZM155 196H153V198H154ZM163 197V196H162ZM175 197V196H174ZM178 197V196H177ZM156 198V197H155ZM177 199L178 198H174V200L173 201H177ZM154 200H156V199H154ZM154 200H152V201H154ZM164 200V199H163ZM151 201V202H152ZM39 203V202H38ZM49 203V202H48ZM51 203V202H50ZM57 203V200H55L54 202H53V204H56ZM154 203V202H153ZM152 203V204H153ZM155 203H157V202H155ZM155 203H154V205H155ZM175 203V202H174ZM179 203V202H178ZM158 204H159V202H158ZM156 205V206H158V208H159V205ZM163 204H164V201H163ZM176 204V203H175ZM37 206H38V204H36ZM40 205V204H39ZM166 207H168L169 206V204L168 203H166ZM179 205V204H178ZM180 205H182V204H180ZM36 206V207H37ZM162 206H164V205H162ZM161 206V207H162ZM39 207V206H38ZM152 207H154L153 205H152ZM180 208H182L181 206H180ZM179 208V209H180ZM153 209L154 208H152L151 209V212L153 211ZM161 209V208H160ZM168 209H169V207H168ZM172 209V208H171ZM155 210H158V209H155ZM154 210V211H155ZM167 210V209H166ZM170 210V209H169ZM159 212H161L160 210H158ZM162 211H163V209H162ZM173 211V210H172ZM171 211V212H172ZM177 211H179L178 209H177ZM177 211H176V213H177ZM181 211V210H180ZM179 211V212H180ZM139 212H141V210H139ZM158 212V213H159ZM166 212V211H165ZM168 212V211H167ZM170 212V211H169ZM178 212V213H179ZM155 213V212H154ZM56 215H54V217L55 218H60V220H63L64 218H65V215L58 209L57 210V213H55ZM156 214V213H155ZM162 214H164V213H162ZM162 214H159V219H160V215H162ZM169 214V213H168ZM180 214V213H179ZM26 214H23V216L22 217H26L25 216ZM61 215H63L64 217H62L61 218ZM154 214H152V216H153ZM173 215H174V213H173ZM181 215V214H180ZM96 216V215H95ZM101 216V215H100ZM104 216V217H103ZM102 216V218H101V221L103 220V218H105V216H109V218H111V213H107V214H104ZM158 216V215H157ZM164 216V215H163ZM170 216V215H169ZM168 216V217H169ZM177 216H179L178 214H177ZM176 217V216H175ZM93 218H95V217H92V219ZM99 218V219H98ZM98 218H97V221L96 222H98L99 224H100V217L98 216ZM154 218H155V216L152 218V222H150V223H153V220H154ZM177 218H179V217H177ZM23 219V218H22ZM28 219H30L31 221H32V218H28ZM27 219V221H29ZM33 219H34V217H33ZM106 219H108L107 217H106ZM106 219L104 220V221H106ZM151 219V218H150ZM149 219V220H150ZM164 219H166V218H164ZM170 219H173V217L172 218H170ZM15 220V219H14ZM25 219H23L22 221H24ZM41 220V219H40ZM94 220V219H93ZM95 220H96V218H95ZM141 220H143V219H141ZM141 220H135L134 222H136L137 224L139 223V222H137V221H140V223H141ZM146 220V219H145ZM148 220V221H149ZM155 220H156V218H155ZM157 220H158V218H157ZM20 221H21V219H20ZM20 221H18V222H20ZM26 221V222H27ZM104 221H102V225H100V227H104V225L106 224H110V223H108V222H110V221H106V222H104ZM126 221V220H125ZM128 221V220H127ZM151 221V220H150ZM159 221V220H158ZM157 221V222H158ZM161 221H162V218L160 219V223H161ZM169 221H171V220H169ZM173 221H175V220H173ZM180 223L179 224H181V219H179L178 220ZM33 222V221H32ZM39 222V220L37 221V223ZM41 222H42V220H41ZM103 222L105 223V224H103ZM130 222V221H129ZM128 222V223H129ZM134 222H132L131 221V225L134 223ZM156 222V221H155ZM154 222V225H153V227L156 229H158L159 228V226L160 227H163V224L162 225H160L159 224V226H158V224L156 225V223ZM167 222V221H166ZM172 222V221H171ZM23 223V222H22ZM21 223V224H22ZM31 223V222H30ZM29 223V224H30ZM34 223H35V221H34ZM97 223V224H98ZM136 223H134V225H132V226H136ZM148 222H146L145 221V223L144 222H142V224H144V227H145V225L147 224ZM163 223V222H162ZM165 223V222H164ZM174 222H172V224H173ZM177 223V222H176ZM182 223H183V221H182ZM186 223V222H185ZM188 223V222H187ZM181 224L182 226L184 225H186L185 227H187V229L186 228H184V231H185V229H186V233H184L183 231H182V237H184L185 236V238H186V234H187V230H189L188 228H189V226H190V224L188 225V224ZM191 223V222H190ZM204 223V222H203ZM32 225H30V227H32V228H30V229H33L35 226V224H33V223H31ZM120 225H121V222L119 223ZM123 224V223H122ZM125 224V223H124ZM141 224V225H142ZM166 224V223H165ZM169 224V223H168ZM172 224H171V226H172ZM179 224H176V226H177V228L180 226ZM194 224V223H193ZM199 224H202V223H198L197 222V225L196 226H199ZM236 225V223H232L231 224V226L232 225ZM238 224V223H237ZM18 225H20V224H18ZM39 225H41V224H39ZM38 225V226H39ZM130 225V224H129ZM139 225V224H138ZM140 225V226H141ZM149 227H148V229H153L152 227L150 228V226H151V224H147ZM146 225V226H147ZM195 225V224H194ZM204 225H205V223H204ZM207 225V224H206ZM206 225H205V227H206ZM22 226V225H21ZM24 226H25V224H24ZM26 226H27V224H26ZM29 226V225H28ZM34 226V227H33ZM95 226V225H94ZM97 226V225H96ZM125 226V225H124ZM166 226V225H165ZM168 226V225H167ZM176 226H174V224H173V229H172V227L170 228V227H168V229L170 228V229H172L174 232V234L176 235V228H174V227H176ZM182 226H180L179 227V229H183V227ZM193 226V225H192ZM261 226V225H260ZM41 227V226H40ZM127 227H128V225H127ZM143 227V226H142ZM142 227H140V228H142ZM191 227V226H190ZM194 228H195V226H193ZM202 227V226H201ZM234 226H232V230L234 229L233 228ZM236 227V226H235ZM24 229V227L22 226L20 229H21V231H23V229ZM128 228H130V227H128ZM127 228V229H128ZM134 228V227H133ZM164 228H167V227H164ZM163 228V231L164 232H166L165 230L166 229H164ZM28 229V228H27ZM26 229V230H27ZM98 229H100V228H98ZM97 228L95 229V227H94V232L92 231H90V234L92 235V233L94 234V235H97V233H98V231H96V230H98ZM132 229V228H131ZM144 230H146V228H143ZM155 229H153V231H145V232H147L148 233V235H146L147 233H145L144 234V231H142V230H140L139 229V234H143V237H142V239L145 237L147 240H149V238H151L152 237V239L153 238H156L155 240H151L150 242H149V244L148 243H146V239L142 242V243H144V246H143V244L139 241V245H138V242H135V244L137 243V245H135V247H133V245H132V247H130V245H128V244H126V246H128V247H130V248H134V250L133 249H130L133 253H131L132 254V260L134 261V262H136V263H133V264H137V262H139L140 260L139 259H141V258H137V256H139L138 255V253H139V251H140V253L141 252H143L144 253V251L147 249V250H149V251H151V252H145L144 254L142 253V254H140L141 256L140 257H142V259L144 258V259H147L148 258V261L150 262V260L152 259V258H154V261H156L157 259H155V257L157 256H159L158 255V251H154V249H152V248H154V246H156L157 247V244H159V245H164L165 243H164V241H163V239H162V242H163V244H161L160 242H159V240H157V238L159 237V238H162L163 236H165L164 238H166V237H168V238H170V236L171 237H174L175 235L174 234H172V233H170V234H172V235H168V232L167 233H165V234H167L168 236H166V235H163V233L161 234L160 232H158V231H160V230H158L157 232L155 231ZM156 229V230H157ZM161 229V228H160ZM167 229V230H168ZM170 229L168 230L169 232H171L170 231ZM178 229V230H179ZM181 229V230H182ZM203 229V228H202ZM206 229H208V228H206ZM206 229H205V233L207 234V232H206ZM236 229V228H235ZM234 229V230H235ZM25 230V232L26 233H28L27 231L29 230H27L26 231ZM89 230V229H88ZM93 230V229H92ZM101 230H102V228H101ZM125 229H123V231H124ZM135 230V229H134ZM136 230H137V227H136ZM135 230V231H136ZM194 230V229H193ZM192 230V231H193ZM197 230V229H196ZM195 230V231H196ZM126 231V230H125ZM131 232H133L132 234L134 235V234H136V232H137V234H138V230L134 233V231H132V230H130ZM190 231V230H189ZM194 231V232H195ZM24 232V231H23ZM24 232V233H25ZM81 232V231H80ZM82 232H83V230H82ZM82 232H81V234H82ZM95 232H96V234H95ZM101 232V231H100ZM99 232V233H100ZM131 232H130V234H131ZM154 233L153 234V236H155V237H153V236H149V233ZM181 231H179V233H180ZM201 232V231H200ZM209 232V231H208ZM84 233V232H83ZM86 234H89L88 232H85ZM102 233H103V231H102ZM126 234L128 233L127 231L125 232ZM158 233V234H157ZM160 233V234H159ZM178 233V232H177ZM177 234L176 236H177V239H175L176 238V236H175V238H173L175 241L173 242V239L172 238H170V239H168V242H172L171 243V250L173 251V252H171V253H168L169 255V257L168 256H166V261H165V263L167 264H174V262L177 260V257H176V259H175V261H173V262H171V258L173 257H175V256H177V255H179L178 256V260L176 261L178 264H184L183 262H182V260L183 259H186L187 257H189V256H192V255H196V257L198 258V260H199V256H198V253H196V252H199V254L201 255V253L202 254H204L203 256H205L206 258L208 257L207 255L209 254V250H210V252H211V248H212V251L214 252V253H216V255H217V257H215V255L213 254V253H211L210 255H213L214 256V258H215V261H217L218 259L220 260H218L217 262H220L221 264H230L231 263V260H232V263L231 264H255L256 262L254 261V259L253 258H255L256 257V259H258L257 260V262L259 261V263L260 264H264V254H262V253H264V251H259L258 253H259V255H258V253H256L257 254V256H256V254H255V251H254V248H255V245H253L254 244V242L255 241H259V242H262V243H260V244H262L263 245V247H264V237L262 238V239H258V237H252V238H246V240H245V242L246 243H244V244H242L241 242L239 243V240L238 239H236V238H238L237 237V233L235 232V231H233V238L231 237L230 239H227V236L226 235H224L223 237H225L223 240H225L224 241V244L222 243V241L223 240H219V238H218V240L217 239H215L214 238V242H216L215 240H217V241H219L220 243H221V245H220V243L218 244V242H216L217 244H214L213 243V240H212V243H211V240H210V243H209V241H208V243H207V241H205L204 240V242L202 243V244H204V243H207V245H205V246H208L209 248L208 249H204L203 248V250H201V248H200V250L198 251V250H196V249H199V248H196L195 246L197 245L196 243H198V241L196 240V237L197 236H194V234L193 235H191V233H188V234H190L189 236H192L191 238L190 237H188L187 239H180V241H179V238H181V236L179 237V235H181V234ZM183 233H184V235H183ZM199 233V232H198ZM197 233V234H198ZM130 234H127V235H129L130 237H131V235ZM203 234V233H202ZM151 235V234H150ZM129 236H126V237H128V239H130V237ZM135 236V235H134ZM141 236V235H140ZM147 236H149V237H147ZM158 236V237H157ZM209 236V235H208ZM235 236H236V238H235ZM136 237V236H135ZM135 237H134V239H135ZM137 237H139V235H137ZM136 237V239H139L140 240V238H137ZM203 237H204V234H203ZM214 237V236H213ZM212 237V238H213ZM220 237H222V236H220ZM222 237V238H223ZM260 237V236H259ZM133 238V237H132ZM199 238V235H198V237H197V239ZM200 238H201V236H200ZM209 238V237H208ZM127 239V240H128ZM134 240V241H137V240ZM167 239V238H166ZM165 239V240H166ZM226 239H227V241H226ZM131 240V239H130ZM170 240V241H169ZM176 240H177V242H176ZM207 240H209V239H207ZM229 240H231V242L229 241ZM233 240V241H232ZM236 242H235V241ZM249 240V241H248ZM254 240V241H253ZM153 241V242H152ZM195 241H197V242H195ZM200 241V240H199ZM130 242V241H129ZM128 242V243H129ZM132 242H133V239H132ZM153 243V244H151V246H152V248H150V246H148V245H150V243ZM177 244H179L178 245V247H179V249H177V245H176V243ZM200 242H202V239H201V241ZM199 242V243H200ZM238 242V243H237ZM250 242V243H249ZM259 242L257 243L256 242V247L258 248L260 245H259ZM166 243H167V240H166ZM182 243V245H184L185 246V243H188V245H187V247H184V246H181L180 244ZM198 243V245L197 246H202V244H199ZM235 243H237V245L235 244ZM248 243V244H247ZM131 244V243H130ZM133 244V243H132ZM145 244H146V246H145ZM148 244V245H147ZM209 244V245H208ZM212 244H214V245H212ZM235 244V245H234ZM251 244V245H250ZM141 245H142V247H141ZM173 245V246H172ZM231 245V246H230ZM259 245V246H258ZM136 246H138V247H140V248H138V247H136ZM204 246V247H205ZM144 247V248H143ZM220 247V248H219ZM243 247V248H242ZM263 247H261L260 246V248H262L261 250H263ZM126 248V247H125ZM136 248H138V249H136ZM206 248V247H205ZM245 248L248 250V252L247 251H245ZM257 248H255V249H257ZM260 248L259 249H257V250H260ZM128 249V248H127ZM138 251L139 249V251L137 252L136 250ZM141 249H143L142 251H141ZM156 249V248H155ZM182 249V251L180 252V250ZM250 249V250H249ZM130 250H127V251H130ZM176 250V251H175ZM232 250H233V252L235 253L234 255H233V252H232ZM253 250V251H252ZM256 250V251H257ZM178 251H179V253H181V254H183L182 256H180L181 254H179L178 253ZM196 251V252H195ZM200 251H201V253H200ZM226 251V252H225ZM242 251H243V253H242ZM136 252V253H135ZM228 252V253H227ZM240 252V253H239ZM178 253V254H177ZM208 253V254H207ZM252 253H253V255H252ZM173 254H176V255H174L173 256ZM191 254V255H190ZM228 254H230L229 256H231V258H229L227 255ZM239 254V255H238ZM251 256H250V255ZM170 255H172V256H170ZM186 255H188L187 257H186ZM235 255H238V256H236L235 257ZM133 256H135V259H134V257ZM202 256V257H203ZM213 256H211V258L213 257ZM223 256H224V258H226V259H224V262L222 263V259H223ZM262 258V260H261V258ZM146 257V258H145ZM171 257V258H170ZM222 257V258H221ZM234 257V259H232ZM253 257V258H252ZM160 258V257H159ZM158 258V259H159ZM173 258H172V260H173ZM213 258V259H214ZM246 258V259H245ZM125 259V258H124ZM190 259V258H189ZM200 259H201V257H200ZM212 259V260H213ZM217 259V260H216ZM179 260H181V261H179ZM186 260H188V259H186ZM193 260V259H192ZM197 260V259H196ZM196 260H194L195 262H196ZM204 260V261H203ZM228 260V261H227ZM239 260H241V261H239ZM252 262H251V261ZM145 261H147V260H144V261H142V262H140V263H138V264H146V263H148V261L147 262H145ZM153 261V260H152ZM194 261L193 262H191L192 264H194ZM235 263H234V262ZM246 261V262H245ZM175 262V263H176ZM182 262V263H181ZM200 262V261H199ZM217 262L216 263H214V264H217ZM226 262V263H225ZM151 263V262H150ZM149 263V264H150ZM201 264H207V261H206V259H201V262H200ZM199 263V264H200ZM219 263V264H220ZM123 264H125V263H123ZM151 264H153V263H151ZM156 264V263H155ZM185 264H187V263H185ZM188 264H190L189 262H188ZM198 264V263H197ZM208 264H212V262L210 261L209 262V260H208Z\"/></svg>",
  "mask_w": 264,
  "mask_h": 264
}]
</instances>
